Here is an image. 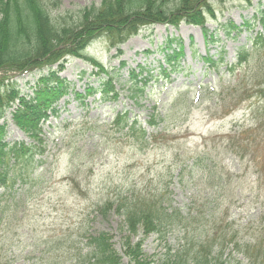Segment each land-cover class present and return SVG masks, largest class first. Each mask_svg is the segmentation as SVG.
<instances>
[{
    "label": "rangeland",
    "instance_id": "rangeland-1",
    "mask_svg": "<svg viewBox=\"0 0 264 264\" xmlns=\"http://www.w3.org/2000/svg\"><path fill=\"white\" fill-rule=\"evenodd\" d=\"M50 1L51 4H58L56 9H52L55 17L74 16L83 8L98 7L102 2ZM259 1L264 2L250 0L251 5H248L245 0H209L215 19L206 17V28L208 36L213 39L212 43L205 42L200 28L185 23L176 29L163 25L142 28L136 36L119 47L118 55L116 49L109 48L105 39L98 38L86 49L85 55L105 67L108 72L106 77L97 74L81 60L67 58L62 73L58 75L65 80V85L82 94L86 86H91L98 93L76 98L72 90L58 102L57 116H50L42 125L44 152L43 155L37 154L35 159L45 163L39 165L36 172L38 175L44 173L47 180L43 183V191L35 193L33 199L29 198L26 216L23 219L18 217L19 221L12 228L0 231L1 264L3 254L5 260L12 264H35V257L44 247L41 246L42 242L37 241L38 236H69L63 231L80 223L88 224L92 233L107 232L114 235L113 242L118 248L121 217L113 211L107 219L94 214L97 205L124 195L115 191L152 189L163 193L167 197L164 200L169 199L172 208L180 209L186 215L194 203L200 205L207 195L213 194V186H220L226 180L225 175H240L241 179L236 184L243 189L261 188L256 173L264 168V161L259 157L255 161H248L247 158V152L252 158L260 155L262 146L258 144L261 142L243 143L247 149L242 165L241 160L225 151L222 145V139L226 140V136L243 131L247 132L243 138L255 134L250 130L255 128L251 108L256 100L244 102L223 116L213 95L219 90L220 84L232 86L237 82L242 69L236 68L230 74L227 68L235 61L240 48H249V39L259 30L256 26L252 30L243 29L240 34L232 31L227 36L224 27L229 22L240 25L252 19ZM169 39L176 43L165 48L166 40ZM178 44L183 50V56L178 59V71L166 79H156L159 66L167 67L164 55L177 49ZM207 55L217 61L215 67L202 62L201 57ZM121 64L124 66L121 67ZM139 66L149 73L143 72L137 80L147 74H152V78L144 88L143 95L133 98L132 83L127 74L130 70L138 72ZM46 74L47 70H42L27 74L11 72L6 76L7 81L14 82L20 95L31 97L36 80ZM111 77V85L114 93H117L115 100L104 99L105 94L101 92L102 83ZM114 93L107 94V98H111ZM12 110H7V121L4 118L0 121L5 124L4 142L34 143L11 121L9 113ZM122 112L127 113L128 125L137 119V126L145 130L146 138L158 132L156 140L144 146L139 136L121 133L119 129L123 123L118 124L114 119L117 113ZM151 116L157 122L154 128L146 123ZM165 129L166 133L163 132ZM209 138H214L215 142H208ZM209 170H213L211 178ZM260 215L261 220L264 219L262 201L256 199L254 194L244 193L234 202L228 220L242 227ZM192 228L197 229V224L192 223ZM167 229L163 239L150 235L143 243V252L150 264H158L167 248L173 253L184 242L181 230ZM241 234L246 241L253 238L252 231L243 230ZM71 239L81 238L72 234ZM81 240V246L77 245L80 248L86 242ZM229 252H225L222 260H226ZM234 257L237 263L247 264L241 256ZM122 263L128 264V261L124 259ZM66 264H71V261Z\"/></svg>",
    "mask_w": 264,
    "mask_h": 264
},
{
    "label": "trees",
    "instance_id": "trees-1",
    "mask_svg": "<svg viewBox=\"0 0 264 264\" xmlns=\"http://www.w3.org/2000/svg\"><path fill=\"white\" fill-rule=\"evenodd\" d=\"M48 1L51 2L0 0V74H3L0 77V119L4 117L7 109L14 106L12 121L34 142L28 145L4 142L5 124H0L2 232L15 226V222L19 221L18 217L23 219L26 216L29 198L33 199L35 193L43 191L42 185L47 180L44 173H36L37 164L43 162L34 160L37 154L42 155L44 152L40 123L47 119L48 111L55 113L52 106L66 90V86L56 78V72L52 71L53 65L58 64V69L61 70L63 60L74 57L91 64L97 73L107 76L102 64L85 55L90 44L103 38L110 49H116L118 55L119 47L137 35L142 28L158 24L176 27L184 21L202 27L206 42L212 40L211 37L207 38L208 31L204 27V15L215 17L209 0H102L98 7L83 8L74 16L56 17L52 15V9H56L58 4ZM245 1L250 4V0ZM260 6L258 14L263 32L258 33L249 50H239L236 62L229 68L231 73L236 68L242 69L237 82L232 86H220L213 94L216 106L223 111V116L244 102L256 100L251 108L255 128L250 130L255 134L243 138V134L247 133L243 131L226 136V140L222 139L224 149L235 154L241 161L245 159L247 149L243 143L253 141L261 142L258 144L262 146L261 154L252 158L247 152L248 161H255L258 157L264 161V3ZM242 26L248 28L250 24L245 21ZM228 28L238 29L232 24H228ZM171 43L174 42L168 41L166 47H170ZM181 55V52L175 50L165 54L168 68H161L158 76L161 77L162 74L165 77L170 72L178 71L177 61ZM202 60L213 63L207 57ZM44 68L47 69V75L39 77L31 97L21 96L13 83L5 81L4 74L40 71ZM139 71H129L128 78L133 81V98L143 94V88L148 82L147 78L137 80L144 70L140 68ZM111 80L110 78L103 83L104 99H111L107 98L108 92L113 91ZM116 95L114 93L112 98H116ZM116 123H123L119 129L121 133L139 136L142 144L149 146L144 131L136 128V120L128 127L126 116L119 114ZM148 124L157 125L154 116L150 117ZM124 130L127 131L124 133ZM163 132L166 133V129ZM154 140L156 137L153 136L151 141ZM209 142L214 143L215 140ZM212 173L213 170H209L210 178ZM225 177L226 180L220 186H213L212 195L200 205L194 203L186 215L172 208L169 204L171 201L164 200L167 197L163 193L152 189L115 191L114 193L124 195H118L114 201L107 200L104 204L97 205L94 214L107 219L108 214L113 211L121 217L118 248H115L113 242L114 235L107 232L92 233L88 224L80 223L63 231L69 233V236H38L37 241L42 242L41 246L44 247L35 257V264H66L69 261L71 264H123L124 259L128 264H150L149 258L143 252V243L150 235L163 239L167 228L181 230L184 242L173 253L167 248L164 258H160L158 264H239L234 256H241L247 264H264V219L261 220V215L242 227H237L228 220L234 202L244 193L254 194L264 204V168L256 173V180L262 184L256 190L243 189L234 183L235 178L229 174ZM256 185L258 186L257 183ZM192 223L197 224V229H190ZM243 230L252 231L253 238L246 241L241 234ZM72 234L86 241L81 248L77 245L81 246L82 240H72ZM228 250L230 252L226 260H222ZM3 264H12L5 260L4 254Z\"/></svg>",
    "mask_w": 264,
    "mask_h": 264
}]
</instances>
